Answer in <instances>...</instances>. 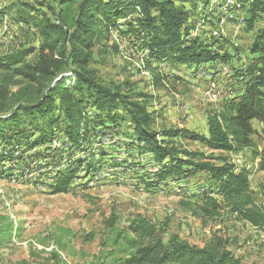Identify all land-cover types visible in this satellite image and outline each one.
Returning <instances> with one entry per match:
<instances>
[{
	"label": "rangeland",
	"instance_id": "rangeland-1",
	"mask_svg": "<svg viewBox=\"0 0 264 264\" xmlns=\"http://www.w3.org/2000/svg\"><path fill=\"white\" fill-rule=\"evenodd\" d=\"M23 1L52 17L41 2L61 9L60 0H0V8H11L0 23V55L40 44L37 28L16 19L18 6L12 5ZM252 1L183 2L190 11L191 34L207 42L221 40L226 49L220 50L218 44L215 48L231 54L229 63L216 60L201 65L174 64L170 58L151 57L144 46L148 32L138 25L137 14L131 13L118 19L107 47H95L91 66L107 84L122 85L135 96L141 92L151 95L154 129L187 128L207 135V112L221 111L238 95L242 83L237 70L257 56L252 48L256 38L264 35V12L249 27L248 6ZM221 6H229L225 14L220 12ZM158 76L164 80L157 83ZM88 111L93 123L79 148L64 143L60 132L51 144L34 145L40 131L31 122L21 125L26 127L23 135L12 134L11 139L0 140V264H107L121 254L113 243L115 235L108 237L105 226L113 212L118 215L120 227L143 214L155 224L167 222L169 233H177L198 246L221 228L230 248L245 264H264L262 229L231 213L203 226L180 207L182 198L197 202L206 194L218 197L206 173L158 181L161 167L138 144L131 126L122 120L108 121L94 106L88 105ZM43 121L37 120L39 124ZM253 125L254 145L240 153L212 151L186 138H178L177 142L192 150L227 156L238 171L248 173L251 192L264 206V169L261 158L255 157L256 151L264 153V121L254 120ZM16 126L4 132L10 134ZM75 162L77 170L66 191L56 193L58 173ZM3 228L9 229L3 232Z\"/></svg>",
	"mask_w": 264,
	"mask_h": 264
},
{
	"label": "trees",
	"instance_id": "trees-1",
	"mask_svg": "<svg viewBox=\"0 0 264 264\" xmlns=\"http://www.w3.org/2000/svg\"><path fill=\"white\" fill-rule=\"evenodd\" d=\"M185 1L60 0L59 11L41 2L53 17L30 2H14L12 6H18L17 21L36 27L40 44L21 46L0 55V140L11 139L12 134L23 135L26 127L21 125L31 122L40 131L34 145L51 144L60 132L64 143L79 148L93 123L88 105L94 106L108 121L122 120L131 126L138 144L161 167L158 181L180 180L201 173L210 177L218 197L206 194L197 202L190 198L179 201L180 207L203 226L231 213L264 231V206L251 192L248 173L238 171L227 156L192 150L177 142L178 138H186L199 141L212 151L230 153L253 147V121H264V35L256 38L252 48L256 58L237 70L241 91L221 111L207 112V135L187 128L154 129L152 96L144 92L135 96L122 85L107 84L91 66L95 47H107L118 19L131 13L137 14L138 25L148 32L149 40L144 46L151 57L170 58L174 64L201 65L216 60L229 63L231 54L215 48L218 44L220 50L226 49L221 40L207 42L191 34L193 25L189 24L190 11ZM9 9L0 8V23ZM248 11L247 21L252 27L259 13L264 12V0H253ZM155 80L159 83L164 78L158 76ZM39 119L44 120L42 124L37 122ZM13 125H17L15 131L4 132ZM257 156L264 169V153L256 151ZM76 163L58 173L56 193L66 191L76 173ZM118 223L115 212L105 220L108 237L115 235L113 243L121 249L120 256L107 264H245L230 248L221 228L203 246H198L177 233H169L167 222L158 225L143 214L133 216L124 227Z\"/></svg>",
	"mask_w": 264,
	"mask_h": 264
},
{
	"label": "built area",
	"instance_id": "built-area-1",
	"mask_svg": "<svg viewBox=\"0 0 264 264\" xmlns=\"http://www.w3.org/2000/svg\"><path fill=\"white\" fill-rule=\"evenodd\" d=\"M215 3L219 4V0H215ZM227 8H229V6H221L220 7V12H223V14H225ZM222 33H223V29H221V36H222Z\"/></svg>",
	"mask_w": 264,
	"mask_h": 264
},
{
	"label": "crops",
	"instance_id": "crops-1",
	"mask_svg": "<svg viewBox=\"0 0 264 264\" xmlns=\"http://www.w3.org/2000/svg\"><path fill=\"white\" fill-rule=\"evenodd\" d=\"M255 121H258V120H255Z\"/></svg>",
	"mask_w": 264,
	"mask_h": 264
}]
</instances>
